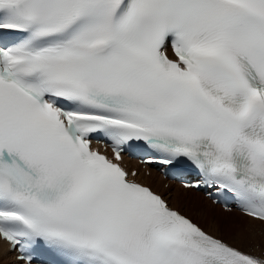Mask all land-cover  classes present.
<instances>
[{"label":"snow or ice","instance_id":"snow-or-ice-1","mask_svg":"<svg viewBox=\"0 0 264 264\" xmlns=\"http://www.w3.org/2000/svg\"><path fill=\"white\" fill-rule=\"evenodd\" d=\"M0 239L23 264H264V0H0Z\"/></svg>","mask_w":264,"mask_h":264},{"label":"rangeland","instance_id":"rangeland-1","mask_svg":"<svg viewBox=\"0 0 264 264\" xmlns=\"http://www.w3.org/2000/svg\"><path fill=\"white\" fill-rule=\"evenodd\" d=\"M145 175H148V174L145 173ZM162 183L163 182L160 183L159 190L162 188H168L169 187L168 183L165 182L164 185ZM169 188L166 190L163 189L164 193L167 192L169 190ZM181 189H183V188H181ZM182 192H184V194H186L187 198L184 200L178 201L177 202V204L179 205L178 207L181 208L186 213L193 214L194 217L199 222H202L203 224H205L210 229L216 230V231L217 230L221 231L225 235L226 238H231L232 235L239 234L241 231H243L247 227L248 222L246 220H241L238 223H235V222L232 223L234 230H230L228 225L219 223L221 221V218H222L221 212L216 208H212L211 202H208L207 199L203 196V194L201 192L194 193L193 190H189L186 192H185V190L184 191L182 190ZM171 193H173L172 190H171ZM171 193H169L168 197H170ZM169 199L172 203V197ZM173 203H175V202H173ZM175 205H176V203H175ZM216 206H218V205H216ZM226 211H228V210H226ZM234 211L235 210L228 211L229 215H231L233 217L235 215ZM207 212L212 213L208 218L206 217V214H208ZM234 217H233V219H235ZM1 264H11V261L7 260L4 262H1Z\"/></svg>","mask_w":264,"mask_h":264},{"label":"bare ground","instance_id":"bare-ground-1","mask_svg":"<svg viewBox=\"0 0 264 264\" xmlns=\"http://www.w3.org/2000/svg\"><path fill=\"white\" fill-rule=\"evenodd\" d=\"M136 167H139V164L137 163H133ZM151 170V173L149 176H146L144 174V171L143 170H140L139 171V174L137 175V179L144 182L145 184L147 185H150L154 188V190L160 192L161 194H163L168 200L169 202L171 203L170 199L172 197V205L173 206H176L178 207L179 205L177 204L178 201H181V200H184L186 199V194H184V192H182V190L185 192L186 191H189V190H193L194 193H199V191L195 190V189H188V188H184L182 187L181 185L179 184H175V183H171L169 184V190L167 192L164 193L163 189H168V188H162L159 190V187H160V183L163 182L162 184L164 185L165 184V180H163L159 173L156 172L155 170L153 169H150ZM162 185V186H163ZM183 188V189H181ZM171 190L173 191V193H171ZM169 193H171L170 197H168ZM206 198V197H205ZM207 199V198H206ZM208 202H211L207 199ZM175 202V203H173ZM211 206L212 208H216L218 209L221 214H222V218H221V221L219 223L221 224H225V225H228L229 226V229L230 230H234V227L232 226V223H238L240 222L241 220H247V217H245L244 214H242L241 212L235 210L234 213H235V219H233V217L231 215H229L228 211H226L224 208H222L220 205L216 206V204L212 203L211 202ZM208 213V212H207ZM212 213H208L206 214V217L208 218ZM232 218V219H231ZM203 226H205L207 229L209 230H212L210 229L209 227H207L205 224H203L202 222H200ZM212 231H216V230H212ZM9 245L6 241L0 239V264L1 262H4V261H11V264H21V261H18L16 258H15V255H14V251H10L9 250Z\"/></svg>","mask_w":264,"mask_h":264}]
</instances>
